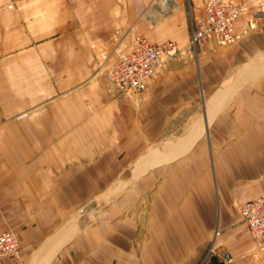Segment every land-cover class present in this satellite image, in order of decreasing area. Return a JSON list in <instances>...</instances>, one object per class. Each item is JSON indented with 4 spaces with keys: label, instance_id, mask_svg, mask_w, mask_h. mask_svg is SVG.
<instances>
[{
    "label": "crops",
    "instance_id": "1",
    "mask_svg": "<svg viewBox=\"0 0 264 264\" xmlns=\"http://www.w3.org/2000/svg\"><path fill=\"white\" fill-rule=\"evenodd\" d=\"M239 1L232 44L191 48L203 0H0V264H264L238 212L264 200V25ZM132 36L179 52L121 95Z\"/></svg>",
    "mask_w": 264,
    "mask_h": 264
},
{
    "label": "built area",
    "instance_id": "2",
    "mask_svg": "<svg viewBox=\"0 0 264 264\" xmlns=\"http://www.w3.org/2000/svg\"><path fill=\"white\" fill-rule=\"evenodd\" d=\"M255 12L248 22L252 30L256 22L264 25V0H254ZM246 4L239 0H203V16L190 17L189 46L194 48L203 37L212 38L221 46L235 41L234 24L239 14L246 10ZM177 44L165 41L153 44L141 36H132L128 44L114 48L115 61L107 72L108 82L121 95H135L147 90L160 69L178 55ZM238 212L246 223L250 235L259 246L264 245V200L261 198L240 205ZM217 235L214 232L213 239ZM210 251L212 249L210 248ZM19 259L20 246L16 235L11 231L0 234V259ZM222 259L230 264L229 253H222Z\"/></svg>",
    "mask_w": 264,
    "mask_h": 264
},
{
    "label": "rangeland",
    "instance_id": "3",
    "mask_svg": "<svg viewBox=\"0 0 264 264\" xmlns=\"http://www.w3.org/2000/svg\"><path fill=\"white\" fill-rule=\"evenodd\" d=\"M153 153L158 154L159 152H158V151H153ZM156 154H154V155H156ZM137 166H139V169H143V167H144L142 164L137 165ZM137 168H138V167H137ZM263 246H264V245H263ZM263 246H262V247H263ZM259 247H261V246H259ZM262 247H261V248H262Z\"/></svg>",
    "mask_w": 264,
    "mask_h": 264
},
{
    "label": "bare ground",
    "instance_id": "4",
    "mask_svg": "<svg viewBox=\"0 0 264 264\" xmlns=\"http://www.w3.org/2000/svg\"><path fill=\"white\" fill-rule=\"evenodd\" d=\"M134 170H135V169H134ZM141 170H142V169L137 168V169H136V171H137L136 174L139 175V174H141V173L144 171V170H142V171H141Z\"/></svg>",
    "mask_w": 264,
    "mask_h": 264
}]
</instances>
